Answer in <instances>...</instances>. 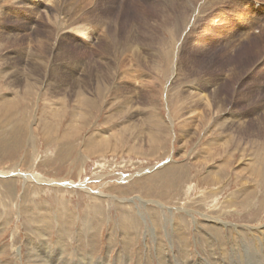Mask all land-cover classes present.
<instances>
[{
    "label": "rangeland",
    "instance_id": "obj_1",
    "mask_svg": "<svg viewBox=\"0 0 264 264\" xmlns=\"http://www.w3.org/2000/svg\"><path fill=\"white\" fill-rule=\"evenodd\" d=\"M185 2L196 14L178 51L162 30V45H139L145 23ZM55 6L94 37L60 33ZM128 30L139 50L116 56L111 82L60 91L55 73L90 70L96 39ZM41 45L53 66L33 72ZM263 132L264 0H0V264L212 262L213 246L264 226Z\"/></svg>",
    "mask_w": 264,
    "mask_h": 264
},
{
    "label": "bare ground",
    "instance_id": "obj_2",
    "mask_svg": "<svg viewBox=\"0 0 264 264\" xmlns=\"http://www.w3.org/2000/svg\"><path fill=\"white\" fill-rule=\"evenodd\" d=\"M205 1V0H204ZM219 1V0H218ZM190 2V1H188ZM90 3V2H89ZM208 3V2H207ZM52 5V4H51ZM203 5V4H202ZM209 6V4H208ZM56 7V6H55ZM205 7V5H204ZM181 8V12H180V15H178L177 17H174L172 13H166L164 15L161 16V18L158 20L159 23H156L157 25L155 26V24H151V22L149 21V19L147 21H149L150 23H145V26L143 27L144 30H146L150 36H141V34L143 35V33L141 34H138L139 36V40L142 42V43H139V45H142L144 48L145 47H148V48H151L152 46V40L155 38V40L157 41V43L160 42L161 44V40H160V36H157L156 37V32H158V30H162V32H165L166 35L168 36V39L171 40V43H173L175 46H176V50H177V47L180 45V40L181 38L183 37L182 35H180L182 32L185 31V29H187V26L191 20V18L195 17L194 15L196 14V12L194 13H191L192 11H189L188 12V3L185 2V4H183L182 6H180ZM203 9V8H202ZM54 15H53V20H54V23H55V26L56 28L58 29V31L61 33L62 31H64L65 29L69 28L70 31H73L77 34H80L81 36L84 37H87L89 39V37H94V36H91L92 34V31L91 33H87L86 31L88 30L90 32V30H93L92 28L90 27H86L85 25H80L82 22H87L89 21V19H83L82 22H76L75 24H70V23H66V20H64L63 18L58 17V13L59 14H62L64 10H62L61 8H54ZM206 10V9H205ZM69 11H72L69 10ZM66 12V11H65ZM68 13V12H67ZM70 13V12H69ZM68 13V14H69ZM198 15H199V12H197ZM204 12H202L203 14ZM170 14L172 15V17L170 16ZM213 14V13H212ZM63 15V14H62ZM211 14H209L210 16ZM201 16V15H200ZM70 18V17H69ZM49 19L52 21V17L49 16ZM67 19V18H66ZM193 20V19H192ZM191 20V22H192ZM200 21V20H199ZM202 21V20H201ZM203 21H209V19L207 18H204ZM69 22V20H68ZM157 22V21H156ZM53 23V21H52ZM53 23V25H54ZM191 24V23H190ZM196 24V23H195ZM73 25V27H71ZM98 26H103L101 23H98L97 24V28ZM195 26V25H194ZM92 27V26H91ZM104 27V26H103ZM88 28V29H87ZM192 28V27H191ZM195 28V27H194ZM195 30V29H193ZM95 31V30H93ZM106 32V31H105ZM52 33V31H49V35ZM60 33H58L56 35V37H59L58 39H60ZM155 33V34H153ZM129 30L127 31L126 35L129 37ZM183 34V33H182ZM186 34V33H185ZM184 34V35H185ZM189 32L186 34L188 35ZM44 35H46L44 33ZM109 35V33H106L105 34V37H103L102 40H99V39H96L97 43H96V47L100 50V53L97 57H99V60H94L92 65L93 66L92 68H89L90 70H93L92 72L90 70H88L87 68V65H85L83 71H82V67L80 66L79 67V62L78 60L75 61V63H71L67 65H72L71 66V71L70 73L66 75L69 77H65L64 74H62L61 71H58L60 74H57L55 73V75L57 76V79L55 80V84L56 86L60 89L61 87H70L71 89H69L71 92L73 91V89H79L80 87H82L83 85H88L89 84V81L92 77H95V79H91L92 81L95 80V82L97 84H101L100 82H105V83H108V82H111V80H113V77H112V74L114 72H116V69L120 68L122 66V63H123V60L121 59H117V55L119 54L121 56V54H123L125 51L127 50H131V49H136V50H139L138 46L136 45V43L133 42V40H131L130 38H134V39H138V37L136 35L132 36V37H123L122 40L118 39V38H113V35L110 36V38L108 39V41L106 40L107 36ZM41 36V35H40ZM47 36V35H46ZM201 36V34H200ZM163 37V36H162ZM8 38V37H7ZM47 38V37H46ZM10 39V38H9ZM183 39V38H182ZM7 40V39H6ZM55 40V38L53 39V41ZM154 41V40H153ZM40 43V42H39ZM167 43V42H166ZM184 43V42H183ZM45 44V43H44ZM54 45V42L52 43ZM57 44H59L57 42ZM163 44V43H162ZM161 44V45H162ZM38 45V44H37ZM43 45V44H42ZM41 47L39 46L38 47V50H39V53H42V56H39L37 55V57L39 59H37L33 65H35V68L33 70V72L35 71H40V69L44 70L47 69V68H50L52 69V66L53 64L52 63H49V60H43V58H46L47 59V55L49 53V51L47 52V49L44 48V46ZM48 45V43L46 44ZM50 46V45H49ZM48 46V47H49ZM164 46V45H163ZM162 46V47H163ZM141 47V46H140ZM57 48V47H56ZM124 49V50H123ZM49 50V49H48ZM51 50V49H50ZM123 50V51H121ZM134 51V50H133ZM145 51V50H144ZM178 51V50H177ZM53 52V51H52ZM143 52V51H141ZM148 52V51H146ZM187 52V51H186ZM151 53V52H150ZM177 54V53H176ZM58 55V54H57ZM153 55V54H152ZM155 55V54H154ZM162 55V54H161ZM183 55V54H181ZM187 55V54H186ZM49 56V55H48ZM54 56V55H53ZM52 56V57H53ZM95 54L92 55V57L95 58ZM133 56L135 57L134 59H129L128 61H131L132 60H135V62L139 63V67H141V65H143V67L141 69H145L146 67L148 68L149 65H147L148 61L145 62V55L143 56V54H136V53H133ZM173 56V55H172ZM51 57V58H52ZM140 57V58H139ZM147 57V56H146ZM185 57V56H184ZM56 59H60V61H64V59L66 60H70L72 61V59L74 58V56H72V54L70 53V57L66 58L63 54H59L58 56H55ZM176 58V62L178 61V57L175 56ZM148 59V58H147ZM146 59V60H147ZM156 59V58H155ZM53 60V59H52ZM74 60V59H73ZM103 62L106 61L105 63H102L101 61ZM180 60V58H179ZM155 61V60H153ZM205 61V60H204ZM127 62V61H126ZM152 62V61H151ZM150 62V64H151ZM175 62V63H176ZM40 64L42 65V67L40 66ZM28 65V64H27ZM124 65V64H123ZM132 65V64H131ZM201 65V63H200ZM200 65H198L200 68H202ZM61 67H64V64L61 62ZM126 66V65H125ZM125 66H122L125 67ZM127 66L129 67V70L132 69V66L128 65V62H127ZM177 66V65H176ZM58 67V66H57ZM197 67V66H195ZM195 67H193L189 72L190 74H195L197 75L198 71L200 68L198 69H195ZM206 67V66H205ZM33 68V67H32ZM207 68V67H206ZM58 69V68H57ZM184 69V68H183ZM203 69V68H202ZM205 69V68H204ZM128 70V69H127ZM31 71V70H30ZM46 71V70H45ZM53 71V70H52ZM80 71H82V73L80 74ZM124 71V74H126L127 72L123 69ZM122 71V72H123ZM145 71V70H144ZM64 73V72H63ZM148 73V72H146ZM203 73V71H202ZM33 74V73H32ZM39 74V73H37ZM51 75L54 74V72H51L50 73ZM92 74V75H91ZM129 74V73H128ZM91 75V76H90ZM28 76V75H27ZM144 76V75H143ZM59 77V78H58ZM87 77L90 78L87 80ZM150 77V76H149ZM54 78V77H53ZM121 78V77H120ZM118 79V78H117ZM116 77L114 78V81L117 80ZM38 80H41V79H38ZM119 80V79H118ZM36 82H40V81H36ZM53 82V81H52ZM148 82V81H147ZM150 82V81H149ZM35 83V82H34ZM34 83H26L27 86L30 88L31 87H34ZM30 85V86H29ZM50 85V84H49ZM52 85V84H51ZM155 85V84H154ZM153 85V86H154ZM46 86V85H45ZM55 86V87H56ZM146 88V87H144ZM31 89V88H30ZM152 89V88H151ZM61 91V89H60ZM223 91V90H219V93ZM148 93V92H147ZM195 94V93H194ZM214 94V93H213ZM216 94V93H215ZM200 97L198 99L204 101L205 103V106L207 109L211 110V106H210V101L207 99V96L206 94H204L202 91H199V94H198ZM197 95V96H198ZM146 96V95H145ZM194 96V95H193ZM157 97V96H156ZM195 97V96H194ZM192 98V97H191ZM199 100V101H200ZM131 101V100H130ZM153 101V100H152ZM198 101V100H197ZM201 102V101H200ZM203 103V104H204ZM132 103L131 102H128V100L126 101V105L125 103L123 104V108L124 110L128 109L130 107ZM197 114V113H196ZM133 115V114H132ZM134 118V117H132ZM235 119V118H234ZM233 119V121H234ZM262 132V131H261ZM264 133V132H263ZM216 147V146H215ZM225 148V147H224ZM216 151V150H215ZM206 161V160H205ZM248 164V163H247ZM230 167V166H229ZM238 172V171H237ZM25 179H29V177H26V176H23ZM215 177V176H214ZM32 181V180H31ZM256 187V186H255ZM260 189V188H259ZM222 191V190H221ZM223 193V192H222ZM251 194V193H250ZM212 199V198H211ZM141 204V203H140ZM34 206V205H33ZM36 206V205H35ZM136 206V205H135ZM145 206V205H144ZM207 208V207H206ZM185 215V214H184ZM211 216V215H210ZM209 218V217H208ZM84 219V218H83ZM155 219V218H154ZM234 219V218H233ZM195 220V219H194ZM207 220V219H206ZM211 220L213 221H218L219 219L217 218H211ZM237 220V219H236ZM150 221V220H149ZM210 221V220H209ZM152 223V222H151ZM209 223V222H208ZM220 223V222H219ZM166 224V223H165ZM99 225V224H98ZM162 225V224H161ZM160 225V226H161ZM150 227V226H149ZM181 227V226H180ZM221 227H223V225H221ZM253 227V226H252ZM258 228V227H257ZM165 229V228H164ZM176 229V227H175ZM189 229V228H188ZM197 229V228H196ZM160 230V229H159ZM253 231L254 232H250L251 234H253V238L251 240H248V241H245V243L243 244H239L235 241V247H233L230 251H225L226 250V247H227V244L226 242H223L221 243V246L222 247H218V251H217V248L215 246H211L212 249H215L214 252L216 254H212V256L214 255V258H213V261L208 263V264H264V226H260L259 229H254L253 228ZM198 232V231H197ZM239 231H236V233H238ZM248 232V231H247ZM181 234V233H180ZM209 234V233H208ZM235 234V233H234ZM188 235V234H186ZM243 235V234H242ZM185 236V235H184ZM196 236V235H195ZM175 238V237H174ZM173 238V239H174ZM176 239V238H175ZM216 239V238H215ZM163 240V239H162ZM185 240H186V237H185ZM218 240V239H217ZM222 240V238H221ZM128 241V240H127ZM170 241V240H169ZM196 241V239H195ZM224 241V239H223ZM39 242V241H38ZM167 242V241H166ZM240 242V241H239ZM157 243V242H156ZM169 243V242H168ZM180 243H183V242H180ZM187 242H185L184 244L186 245ZM41 244V243H40ZM171 244V243H170ZM182 244V245H184ZM62 245V244H61ZM188 245V243H187ZM200 245H202L200 243ZM177 246V245H176ZM209 246V245H208ZM175 247V246H174ZM184 247V246H182ZM187 247V246H186ZM189 247V245H188ZM202 247V246H201ZM59 248V247H58ZM64 248V247H63ZM161 248V247H160ZM172 248V247H171ZM54 249V248H53ZM166 249V248H165ZM173 249V248H172ZM177 249V248H176ZM174 249V250H176ZM185 249V248H184ZM190 249V247H189ZM35 250V249H34ZM64 250V249H63ZM155 250V249H154ZM158 250V249H157ZM179 250V248H178ZM177 250V252H178ZM187 250V249H186ZM65 251V250H64ZM63 251V252H64ZM164 251V250H163ZM43 252V251H42ZM62 252V251H61ZM156 252V251H155ZM188 252V251H187ZM45 253V252H44ZM52 253V252H51ZM68 253V252H67ZM70 253V252H69ZM68 253V254H69ZM169 253V252H168ZM176 254V253H175ZM183 254V253H181ZM66 255V254H65ZM64 255V256H65ZM159 255V254H158ZM162 255V254H161ZM166 255V253H165ZM184 255V254H183ZM193 255V254H192ZM201 255V254H200ZM61 256V255H60ZM63 256V255H62ZM71 256V254H70ZM169 256V255H168ZM171 256H174V255H171ZM218 256H221V257H218ZM45 257V255H44ZM181 257V256H180ZM199 257V256H198ZM33 258V257H32ZM36 258V257H35ZM47 258V257H46ZM169 258V257H167ZM173 258V257H172ZM194 258V257H193ZM201 258V256H200ZM45 259V258H44ZM59 259V258H58ZM69 259V258H68ZM75 259V261L77 262L76 264H85L86 262L85 261H88V260H85L83 261L82 258L79 259V260H76V258H73ZM122 259V258H121ZM183 259V258H182ZM37 260H43L41 256H39ZM63 260V259H62ZM161 260V259H160ZM180 260V259H179ZM188 261L190 260L187 259ZM33 261V260H31ZM65 261V260H64ZM128 261V260H127ZM159 261V259H158ZM196 261V259H195ZM210 261V260H209ZM42 262V261H41ZM40 262V264H41ZM57 262V261H56ZM70 263V261H68ZM84 262V263H83ZM90 262V261H89ZM88 262V263H89ZM104 262V261H103ZM162 263V261H160ZM199 262V261H198ZM197 262V263H198ZM203 262V261H202ZM36 263V262H34ZM63 263V262H62ZM68 263V264H69ZM74 263V262H73ZM169 263V262H168ZM171 263V262H170ZM177 263V261H176ZM204 263V262H203ZM30 264V263H29ZM96 264V262L94 263ZM120 264V263H119ZM123 264V263H122ZM126 264V263H124ZM128 264V263H127ZM167 264V263H166ZM188 264V263H187ZM190 264V263H189ZM196 264V263H195ZM200 264V263H199ZM206 264V263H205Z\"/></svg>",
    "mask_w": 264,
    "mask_h": 264
}]
</instances>
